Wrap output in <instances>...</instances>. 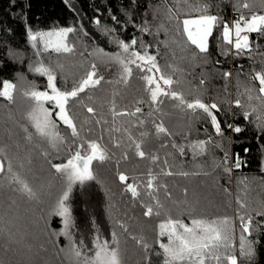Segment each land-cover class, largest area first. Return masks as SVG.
Segmentation results:
<instances>
[{"label":"trees","instance_id":"trees-1","mask_svg":"<svg viewBox=\"0 0 264 264\" xmlns=\"http://www.w3.org/2000/svg\"><path fill=\"white\" fill-rule=\"evenodd\" d=\"M236 3L237 0H212L214 6L210 11L212 14L222 15L231 23L238 16ZM174 4L175 0H135L134 3L133 0H0V81L10 80L17 83L20 89L32 82L43 90L46 78L29 70L38 60H43L45 64H63L71 80L82 75L88 65L95 61V57L89 55L94 49L99 47L105 52L116 53L120 51L116 43L117 39L129 42L133 37L137 38V45L141 41L152 44L153 52L159 47L160 56L157 59L162 65L165 60L172 62L174 59L175 64L183 69L185 80L195 84L201 76H204L206 84L201 98L206 103L217 102L220 105L221 113L218 114V118L221 120L224 137L215 135L214 129L201 113H197L189 122L188 117L171 108L170 102H166L164 108L166 115L163 119L174 135L171 140L163 136L157 138L149 135L145 141V150L157 152L161 159L167 156L170 163L174 162L178 169L189 171L195 170L198 165L212 171L213 163L222 161L225 151L229 155V166L234 163L237 153L246 162V166L242 165L238 170L233 169L230 176L224 173L222 168H216L212 171V175L207 177L203 175L187 178L161 177V180L168 184L173 197L172 200H167L161 192L160 200L167 209H170L172 216H178L186 223L190 222L191 217L182 209L175 207L172 202L184 199L182 190L188 188L189 199L195 194L200 200L196 215L207 218L225 216L232 218L235 226L234 254L241 264H264V216L256 214L264 211V172H261L264 162V130L257 126L255 115L245 120L243 109L237 108L233 103L238 93L244 91L246 84L259 87L258 82L252 81L249 74L260 71L264 66V35L252 34L251 58L225 57L220 55L217 48L219 34L217 28L209 40L208 62L191 60L189 57L192 48L182 51L180 46L172 43L173 39L179 40L180 36L176 32L175 21L168 19L166 6L171 7ZM216 6L219 8V13ZM241 11L247 14V10ZM253 11L264 12L260 0H256ZM112 16L116 17V21L112 20ZM97 18L101 21L99 26L95 23ZM180 18L185 17L181 15ZM145 21L151 33L140 31ZM161 24L167 31L164 29L156 31ZM60 27L76 28V32L69 36V40L76 44L75 53L57 55L47 52L37 56V49L32 47L27 30L31 28L33 31H49ZM105 28L115 31L106 33ZM163 42H167L168 47H165ZM99 67L102 71L108 69L105 80H112L113 83L102 82L100 89L91 93L97 101L94 106L99 107L102 101L110 98L113 91L118 93L115 99L121 108L127 107L131 110L137 100H147L143 82L138 78L135 69L132 79L125 86L114 82L118 78L115 65L106 64ZM224 72H231L232 76L226 80L222 75ZM57 80L60 86L59 74ZM241 99L245 98L241 97ZM143 107L142 118H146L144 128L151 132L153 117H147L149 108L146 104ZM28 108L29 101L20 94H17L14 104H9L0 98V146L5 147L7 154L12 157L14 166L17 158L22 159L26 156L31 158L32 163L25 169V175L31 183L43 184L45 194L39 203L29 201L12 191L6 180L0 179V260H3L4 264H68L64 254L58 252L60 248L68 246V238L54 235L63 229L62 218L51 214L56 196L61 189V181L48 163L49 160L51 163L66 162L67 152L66 149H62L60 154H56L49 150L50 155L47 159L39 155V150L35 147V138L29 143L23 131V126H27L25 114ZM103 110L107 116L106 102ZM83 118L82 114L81 119ZM53 119H56L55 113ZM227 124L239 126L243 131L236 133L227 128ZM29 131H33L31 127ZM59 131L62 135L68 136V130L62 124L59 125ZM132 131L138 135L137 129ZM100 134L101 131L93 127L91 138ZM103 135L104 143L111 147L108 134L103 133ZM116 135L119 136L118 133ZM209 136L212 137L214 144L219 143L221 147L210 146L206 155L193 159L187 145L195 140H206ZM172 140L178 145H186L184 157H180L171 147ZM165 143L168 146L161 148V144ZM245 148L248 149L247 153L244 151ZM126 150L129 154L128 161L122 159V150H113L115 155L110 163L102 165L94 163V170L102 184L90 182L83 191L79 188L74 190L70 200L75 220L72 233L77 242L83 239L84 244L91 248L95 233L93 220H95L103 237L110 239L113 228L107 211L108 198L104 192L106 187L110 190L111 201L115 205L113 214L123 219L129 233L138 238L143 237L150 243L151 248L148 253L150 264H162V256L152 253L162 251L156 240L158 224L165 218L164 214L151 218L144 217V209L138 202L132 201L129 194L123 193V186L117 179L118 171L139 177L149 168L155 170V166L148 160L134 157L133 148L129 147ZM242 177H248L251 182L247 202L248 210L253 217L254 230L252 236L247 238L254 241V255L250 259L241 256L239 250L240 226L237 218L239 206L236 198L240 194L239 178ZM225 188L229 191L225 192ZM144 199L147 200L148 197L145 196ZM117 231L119 232V229ZM120 239L125 264H148L144 259L145 252L128 233H122ZM164 239L167 242V238Z\"/></svg>","mask_w":264,"mask_h":264},{"label":"snow or ice","instance_id":"snow-or-ice-1","mask_svg":"<svg viewBox=\"0 0 264 264\" xmlns=\"http://www.w3.org/2000/svg\"><path fill=\"white\" fill-rule=\"evenodd\" d=\"M260 5L264 7V0H260ZM213 6L212 0H175L173 6H166L168 19L175 21L176 32L180 36L179 40L173 39L172 43L180 46L182 51L192 48L193 51L189 58L207 63L209 40L214 30L219 28L217 48L221 56H249L251 58L252 34L264 35V12L253 11L256 7V0H237L235 7L238 16L231 23L220 14H212L210 9ZM216 7L219 13V8ZM242 9L247 10V14L241 11ZM181 15L185 18L181 19ZM112 20L116 21V17L112 16ZM95 23L99 26L100 19L97 18ZM161 29H164L163 24L156 31L159 32ZM164 30L167 31V29ZM109 31L114 32L115 29L105 28L106 33ZM140 31L151 33L147 21L140 27ZM74 32H76L74 27H60L49 31H33L31 28L27 30L32 47L37 49V56L47 52L57 55L75 53L76 44L69 40L70 34ZM116 43L120 48V51L116 53L105 52L99 47L94 49L89 55L95 57V61L88 65L82 75L71 80L63 64H45L43 60H38L30 66L29 70L46 78L43 90L32 82L20 89L17 83L10 80L0 81V98L9 104H14L17 94H20L29 101V108L25 114L27 126H23V131L29 143H32L35 138V147L39 150V155L47 159L50 155L49 150L60 154L62 149H66V162L51 163L50 160L48 161L51 169L61 181V189L56 196L51 214L62 218L63 229L54 235L65 236L69 241L68 246L60 248L58 252L64 254L68 264H125L120 236L122 233H128L130 238L145 252L144 259L150 264L148 255L151 248L150 243L143 237L138 238L129 233L128 226L123 219L113 214L115 205L111 201V192L106 187L104 192L108 198L107 211L113 228L110 239L103 237L95 220H93L95 233L91 248L84 244L83 239L77 242L72 233L75 220L70 200L74 190L79 188L83 191L90 182L102 184L94 170V163L97 165L110 163L115 155L113 150H122V159L128 161L129 154L126 149L130 147L134 149V157L139 160H148L155 166V170L149 168L139 177L130 176L125 171L117 173V179L123 186V193L129 194L132 201L140 204L144 209V217L161 216L162 213L165 216L158 224L156 240L162 251L152 254L162 256V264H241L237 255L234 254L235 226L231 217L207 218L196 215L200 200L195 194L189 199L188 188L182 190L184 199L172 202L175 207L182 209L191 217L190 222L186 223L178 216H172L170 209H167L160 200L161 192L167 200H172L173 197L168 184L163 182L161 177L187 178L201 175L207 177L211 176L216 168H222V171L230 176L233 169L238 170L242 165L246 166L240 154H236L231 166L228 164L229 155L225 151L223 160L213 163L212 171L205 170L202 165L189 171L178 169L174 162L170 163L167 156L161 159L157 152L145 150V141L149 135L157 138L163 136L170 140L174 135L163 119L166 115L164 111L166 102H170L171 108L188 117L189 122L197 113H201L214 129L215 135L224 137L221 120L218 118V114L221 113L220 105L217 102L206 103L201 98L205 91L206 78L201 76L195 84L185 80L183 69L175 64L174 59L172 62L165 60L162 65L157 59L160 56L159 47H156L153 52L151 51L152 44L141 41L137 45L135 37L129 42L117 39ZM163 43L165 47H168L167 42ZM38 44H42V48H38ZM172 56L175 57L174 52ZM106 64L116 66L118 78L114 82L125 86L132 79L135 69L138 78L143 82L147 100H137L131 110L127 107L121 108L115 99L118 93L113 91L110 98L102 101L99 107L94 106L97 101L91 93L100 89L102 82L113 83L112 80H105L108 69L102 71L99 67V65ZM58 74L60 75V86H58ZM222 75L227 80L232 73L224 72ZM249 75L252 81L258 82L259 87L246 84L244 91L238 93L233 103L237 108L243 109L242 114L245 120L255 115L257 126L264 130V66L260 71ZM189 97L192 98L189 99ZM241 97L245 99L242 100ZM254 101L256 103H253ZM105 102L107 116L103 110ZM145 104L149 108L147 117H153L151 132L144 128L146 118L142 117ZM53 113L56 119H53ZM82 114L83 119H81ZM60 124L68 130L67 137L59 131ZM89 125L91 126L86 128ZM29 127L33 131H29ZM93 127L101 131V134L95 138H91ZM226 127L236 133L243 131L241 127H234L231 124H227ZM133 129L138 130V135L134 134ZM103 133L108 134L111 147L104 143ZM117 133L119 136L116 135ZM167 146L168 144L165 143L160 147L166 148ZM210 146L221 147L219 143H213L211 136L206 140H195L187 145L192 152L193 159L206 155ZM171 147L180 157H184L186 145H178L172 140ZM244 151L247 153L248 149L245 148ZM31 163V158L26 156L22 159L17 158L14 166L13 159L7 154L5 147L0 146V179L6 180L8 187L23 198L39 203L45 194L44 185L31 183L25 175V169ZM261 172H264V162H262ZM239 185L241 186L240 194L236 198L239 206L237 217L240 226L239 250L241 256L250 259L254 255V241L247 238L252 236L254 230V221L248 210L247 202L251 182L248 177H242L239 178ZM224 191L229 190L225 188ZM145 196L148 197L147 200L144 199ZM256 214L264 216V211ZM164 238H167V242ZM0 264H4V261L0 260Z\"/></svg>","mask_w":264,"mask_h":264},{"label":"rangeland","instance_id":"rangeland-1","mask_svg":"<svg viewBox=\"0 0 264 264\" xmlns=\"http://www.w3.org/2000/svg\"><path fill=\"white\" fill-rule=\"evenodd\" d=\"M39 46H42V44H38V47H39Z\"/></svg>","mask_w":264,"mask_h":264}]
</instances>
